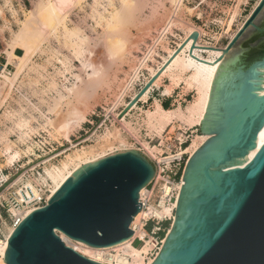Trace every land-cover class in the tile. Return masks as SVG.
Segmentation results:
<instances>
[{
	"label": "water",
	"instance_id": "water-1",
	"mask_svg": "<svg viewBox=\"0 0 264 264\" xmlns=\"http://www.w3.org/2000/svg\"><path fill=\"white\" fill-rule=\"evenodd\" d=\"M190 38L189 55L193 48H205L195 46L197 32ZM216 50L222 54L214 62L223 54L224 59L198 125L210 137L185 163L172 223L150 264H264V143L247 163L232 166L255 149L264 126V0L255 4L224 49ZM155 76L118 118L138 102ZM154 172L150 159L136 149L81 166L46 204L15 226L4 262L103 264L78 253L61 234L93 248L131 238L130 224L141 208L140 189Z\"/></svg>",
	"mask_w": 264,
	"mask_h": 264
},
{
	"label": "rangeland",
	"instance_id": "rangeland-1",
	"mask_svg": "<svg viewBox=\"0 0 264 264\" xmlns=\"http://www.w3.org/2000/svg\"><path fill=\"white\" fill-rule=\"evenodd\" d=\"M36 1L0 0V73H5L8 76L14 73L15 67L13 63L7 61V50L10 47L9 43L12 38V32L17 30L18 21L23 19L24 13L34 8ZM139 1L141 3L138 0H131V4L134 6H131L133 9H129V12H126L127 14L123 12L124 17L121 13L123 19L121 18L117 26L110 30L106 29L102 25L103 23L97 24L98 17L96 16L97 13H100L108 17L109 12L114 8L119 9L120 2L118 0H112L111 5H109L107 0H101L98 4H94V0H82L79 5L70 3L71 5L65 6L64 11L68 12L67 26L69 28H78L87 38L85 48L91 51V55L89 56L88 53H85L83 60L90 59L94 64L101 63L105 68V73L98 82L86 80L87 78H85V73L79 61L72 60V71L75 74L77 73L81 79L83 78V82H78V88L74 93L69 95L65 93L66 97L60 101V106H58L55 112H47L46 104L41 101L42 98L49 100L56 95L55 91L41 94L40 89L43 88L46 82L43 78H39L40 83H38L39 85L34 90L27 85L28 77L27 70H25L16 84L17 86L22 81L21 85L18 88L15 86L10 94H7V89L4 87L2 79H0V174L1 171L6 174L0 175V205H3V207L0 206L1 240L5 239L8 228L12 226V220L6 210L11 208L14 198L13 194L19 195L22 193L20 190L22 186L19 184V181L16 184H13V182L18 180L23 171L33 170L32 172L35 174L29 175V178L25 175L26 179L22 182L23 185L28 182L32 185L36 181L35 178H38L44 183L48 182L50 189L51 183L48 177H46L45 169L59 166L61 162L66 160L67 156L73 155L75 151L78 152L82 148L88 150L90 146L102 141L106 131L113 132L114 129H119L120 138L124 141L126 140V146L139 147L138 144H134L133 140L130 139V135H133L139 139L138 141L142 146L147 147V144L145 145L144 143L147 142L146 137L151 135L148 134L143 126L139 127L138 122L139 117H141L140 109L145 111L150 108L154 98L160 99L164 103L167 99L171 101L177 98L179 94L182 97L179 103L183 107L193 99L195 91L186 90L184 83H181L175 92L171 91V96L164 95L162 91L163 86L169 81L168 76H165L162 78L159 86L154 87L150 91L147 101L140 103L138 108H135L127 115L126 120L131 122V128L134 127V129L128 128L123 122L122 124L125 128L108 121L101 125L105 119V115L117 102L120 94L123 90L128 89L126 85L132 76H134L135 70L139 69L138 76L134 78L131 87L129 86L130 91H127V96L132 95L137 90L138 85L143 82L144 78L149 76L148 67L142 65L139 67V65L149 54L148 52L161 33L164 23L174 9L170 0ZM256 1L182 0V5L176 16L180 21L178 20L172 27V31L165 35L166 38H164V42L162 43L164 47L162 45L156 47L153 54L154 60L148 59L146 63L149 67H156L162 60V56L167 54L166 48H174L182 39V36L185 34L184 29L186 28V24H193L202 28L205 33L203 41L215 43L218 46H225L230 40V36L234 34L250 13ZM136 3L140 4L137 5ZM236 6L237 14L231 27L228 28V21ZM129 13L130 18L128 16ZM117 38H120L122 41L124 40V49L118 54L111 56L109 51L110 48L112 49V44ZM49 43V46L55 50H59L61 54L70 56L69 49L62 41H56L51 38ZM15 53L22 55L23 51L18 48L15 50ZM44 59L45 56L41 55L35 56L33 60L36 63H41ZM55 66H58L56 61ZM53 69L52 66H48V73H52ZM29 74L31 76L37 75L35 72H30ZM72 80L73 78L71 77L70 81ZM179 103H176V105ZM34 106L39 111L33 109ZM29 113H32L36 118L31 122V125L36 130L31 134V138H27L25 143H22L19 140L20 132L14 128V122L18 120L19 116L27 117ZM81 116L82 118L84 116V118L78 121ZM47 118L51 119L52 126L45 124ZM68 121L71 124L69 140L62 133H57L56 128L63 122ZM42 124H45V128H42ZM178 128V123L175 122L174 128L167 127L166 130L170 129L173 138L176 135L179 136L180 129ZM188 132L192 135V139L195 135L201 134L198 126L190 128ZM7 139L15 144L11 150H6L4 146ZM171 144L174 145L175 142L173 141ZM27 146L31 147L29 151H26ZM121 147L119 146V148ZM18 148L23 152L21 156L12 163H7L9 152L12 154ZM106 152H109V150ZM36 172L41 174L40 177L36 175ZM2 176L7 179H3ZM42 177L47 179L46 182L42 180ZM10 184L14 185L13 188L4 190ZM27 186L30 185L27 184ZM19 196L21 197V195ZM66 240L68 245L81 250V246L76 241L71 239ZM134 246L138 247L140 243L136 241L134 242ZM77 252L80 253L79 251ZM86 254L89 253L86 252ZM84 256L88 257L89 255Z\"/></svg>",
	"mask_w": 264,
	"mask_h": 264
},
{
	"label": "bare ground",
	"instance_id": "bare-ground-1",
	"mask_svg": "<svg viewBox=\"0 0 264 264\" xmlns=\"http://www.w3.org/2000/svg\"><path fill=\"white\" fill-rule=\"evenodd\" d=\"M81 1L82 0H37L32 10L24 13L23 19L18 21L17 30L12 32L13 33L12 38L9 43L10 47L7 50V59H8L7 61L13 63L15 67V71L13 74H11V76H8L5 73H0V79H2L3 85L7 89L6 90L7 94H10V92L13 90V88L16 86L17 82L19 81L18 80L19 77H21L22 73L25 70H27L26 71L28 77L27 85L30 88H33L35 90V88H37V85H39L38 83H40L39 78H43L46 82L43 88L40 89L41 94L48 92L52 93V91H55L56 95H54V97L50 98L49 100L43 99L41 97L42 98L41 101H43L42 103L46 104L47 112L53 113L56 111V109H58V106H60V101L63 100L64 97H66L65 93H67L68 95L74 93V91H76L78 88V82H83V78L81 79L80 76L77 75V73L76 74L73 73L72 60L79 61L85 73L86 76L85 78H87L86 80H90L92 82H98L100 78L104 76L105 68L101 63L94 64L90 59L83 60V55L85 53H88L89 56L91 55V51L85 48L86 46L85 43L87 40L86 36L78 28H69L66 24L68 12L64 11L65 6L68 4L79 5ZM100 1L101 0H94V4H98ZM107 1L109 2V5L112 4V0H107ZM118 1L120 2L119 9L114 8L112 11L109 12L108 17H105L100 13H97L96 16L98 17V20L96 21L97 24L103 23L102 25H104L106 29L110 30L117 26L121 18L123 19L124 14L126 12L127 13L129 12V9L131 10V8L134 7L131 4V0H118ZM258 1L259 0H257L256 3ZM138 2L140 1L138 0ZM170 2L174 6L172 14L171 15L169 14L168 19L166 18L167 20L164 23V26L162 27L161 33L153 43L152 48L148 52L149 54L145 57V59H143L142 63L139 65V67L142 65L148 67L149 69V76L144 78L142 82L143 85L148 83L151 77H154L158 72L159 73L155 76L154 80L152 81L150 86L146 89V91L139 97L138 102L147 101L150 91L154 87L159 86L162 78L165 76H168L169 81L167 84L163 86L162 91L164 95H169L172 89L176 86H179L181 83H184V85L186 86L185 87L186 90H194L195 93L193 99L189 101L187 105L184 107L179 103L170 108H162L159 102L160 100L158 101L155 98L153 99L150 108H148L145 111L140 109L141 117H139L140 119L138 122V126L139 127L143 126L148 132V134L151 136H161L167 127L174 128L175 122L178 123V127H179L178 129H180L179 130L180 132L178 133L179 136H181L184 133V131L200 125V121L203 120L205 108L209 99V92L214 74L218 66L224 59V54H223L216 62H214L222 54V50H216V49H224L225 46H218L215 43L213 44L205 40L203 41V36L205 34L204 30L193 24H186L185 25L186 28L184 29L185 34L184 36H182V39L176 44V46L172 49L167 47L166 48L167 54L165 56H162L161 58L162 60L160 59L161 61L160 62L158 61L159 62L158 65L156 67H149V65L146 63L147 60L148 59L154 60L153 54L155 53L156 47L158 45H162V43L164 42V38H166L165 35L172 31L171 30L172 27L179 20V18L177 19L176 16L178 15L177 13L180 10L179 9L180 6L182 5V0H170ZM233 10L234 11L228 21V28L231 27V24L235 19V16L237 14V6ZM121 13L123 14V17H121L122 16ZM128 16L130 18V13ZM193 32L198 33V38L194 42L195 46L205 47V48H216V49L193 48L191 55L196 57L197 59L189 55L190 47L193 43V39L190 38V35H192ZM234 34H232L229 39H231ZM51 38L55 39L56 41H62L63 44L69 49L70 56L61 54L59 50H55L54 48L49 46L50 45L49 40ZM184 41H186L185 45H183ZM123 42L124 40L122 41L120 38L114 40L112 44V49L110 48L109 51L111 56L118 54L124 49ZM162 47H164V45H162ZM18 48H20L23 51L22 55H17L15 53V50ZM41 55L45 56L44 61L41 63L38 62L36 63L33 60L34 57ZM198 59L208 63H213V62L214 63L208 64L205 62H201ZM55 61L58 63V66H55ZM48 66H52L54 68L52 73H48ZM138 70L139 69L135 70L134 76H132V78L126 85L128 89L129 86L131 87L134 78H137ZM30 72H35L37 73V75L31 76L29 74ZM71 77L73 78L72 81H70ZM21 83L22 81H20L16 87L18 88L21 85ZM262 85L264 86V80ZM124 91L125 90H123V92ZM261 93H264V89L261 91ZM136 94L137 92L136 93L133 92L131 97L134 98ZM137 103L129 106L127 115H129V113L135 108H138ZM33 109L36 110L37 108L34 106ZM83 118L82 116L81 118L79 117L78 121L82 120ZM35 119H36L35 116L32 113H29L27 117L19 116L18 120L14 122V126H15L14 128L20 132L19 140L22 143H25V140L29 138L31 134L36 130L31 125V122ZM121 122L125 123L126 126H128V128L134 129V127L131 128V122L127 121L126 118H123ZM45 124L49 126L53 125L50 118L46 119ZM44 125L43 124L41 125L42 128H45ZM123 127L124 125L122 126V128ZM56 128H57V133L59 132L62 133L63 136H65L69 140V130L71 128V124L69 123V121L63 122L62 124L58 125ZM209 137H210L209 134L195 135L188 148L191 155ZM125 142L126 140L124 141L120 138L119 129H114L113 132L106 131V133L102 138V141L97 142L93 146H90L89 149L87 148L88 150L82 148L80 151L78 150V152L75 151L73 155L67 156L66 160L61 162L59 166H52L49 169L48 168L45 169L46 177H48L51 183L48 199L59 189V187L64 183V181L68 177H71V175L81 166L102 159L103 157L114 154L116 152L135 149L133 147L126 146ZM263 143H264V126L258 133L255 149L251 150L244 159H241L233 163L232 166H236V165L241 166L247 163L254 156L257 149ZM144 144L146 145L147 143L145 142ZM14 145L15 144L12 141L7 139L4 146L6 150H11ZM119 146L122 147L119 148ZM30 148H31L30 146H27L26 151H29ZM107 150H109V152H106ZM22 153L23 152L22 150H20V148L14 150L12 154L9 152L7 163H12L19 156H21ZM2 178L7 179L6 177L3 176ZM42 180L46 182L47 179L45 177H42ZM27 184L33 188L30 182H28ZM142 190L143 188L140 189V191ZM33 210L35 209H28L19 212L16 211L15 209H11V212L15 217L20 216L24 218ZM138 219H139V213H137L134 216L133 224H135L138 221ZM14 228L15 226L13 225L9 227L7 233L5 234V239L4 240L0 239V264H6L4 262V254H5V250L7 249L8 238L11 235ZM133 236L134 235H132L131 238H128L122 242H119L112 246H108L106 248L114 249L116 251V256H122V255L130 256L133 259V261L137 262V264H150L153 259L149 260L148 262H142L141 252L145 251L146 247H143L142 250H140L129 244ZM61 238L68 245L66 239L69 238L65 237L62 234H61ZM76 242L81 246L80 248L81 250H79V248L77 247L72 246L73 249L79 251L83 255H89L88 257L91 259H96L94 256V252L99 248H93L82 242H78V241ZM86 252L89 254H86Z\"/></svg>",
	"mask_w": 264,
	"mask_h": 264
},
{
	"label": "built area",
	"instance_id": "built-area-1",
	"mask_svg": "<svg viewBox=\"0 0 264 264\" xmlns=\"http://www.w3.org/2000/svg\"><path fill=\"white\" fill-rule=\"evenodd\" d=\"M142 85L143 83L138 85L135 93L139 91ZM125 91L120 94L117 102L109 109L101 125L108 121L122 127L121 121L127 117V113L122 117L118 118V116L132 99L131 95L127 96V91L129 92L130 89ZM189 130L184 131L181 136L176 135L173 138L170 129L164 131L161 136H147V147L142 146L138 141L139 139L130 135L133 143L139 145L135 149L145 154L155 168L152 179L139 192L138 202L141 203L138 212L139 219L135 224H133V221L130 224L134 236L129 244L134 246V242L138 241L140 246L136 248L142 250L143 247H146L145 251L141 252L142 262H148L155 257L172 223L174 209L183 183L182 172L187 159L191 155L188 148L192 141V135L189 134ZM173 141L175 142L174 145L171 144ZM32 171H23L18 180L13 182V184H16L19 181L22 186L20 189L22 193L19 194L21 197L13 194L11 208L6 210L13 226H16L23 217H15L11 213L12 208L19 212L37 209L46 204L48 200V194L50 193L48 182L43 183L35 178L36 181L32 184L33 188L27 186V184H22L26 179L25 175L28 178L29 175H35ZM0 175L6 174L1 171ZM36 175L40 177L41 174L36 172ZM13 186L10 184L4 190L12 189ZM0 206L3 207L2 204ZM94 256L96 259L93 260L103 264H137L128 255L116 256V251L111 248H99L94 252Z\"/></svg>",
	"mask_w": 264,
	"mask_h": 264
},
{
	"label": "crops",
	"instance_id": "crops-1",
	"mask_svg": "<svg viewBox=\"0 0 264 264\" xmlns=\"http://www.w3.org/2000/svg\"><path fill=\"white\" fill-rule=\"evenodd\" d=\"M177 87L178 86H176V87H174L173 89H172V92H175V90L177 89ZM174 90V91H173ZM150 94V93H149ZM171 94V93H170ZM166 95V96H171V95ZM178 97L177 98H175V99H173V100H171V101H169L168 99L163 103L160 99H157L159 102H160V104H161V106H162V108H164V106L163 105H166L167 106V108H170V107H173V106H175L176 105V103H179V101L182 99V97L178 94L177 95ZM148 98H149V95H148ZM147 98V99H148ZM155 99V98H154ZM143 101H139L137 104L139 105L140 103H142Z\"/></svg>",
	"mask_w": 264,
	"mask_h": 264
},
{
	"label": "trees",
	"instance_id": "trees-1",
	"mask_svg": "<svg viewBox=\"0 0 264 264\" xmlns=\"http://www.w3.org/2000/svg\"><path fill=\"white\" fill-rule=\"evenodd\" d=\"M164 106V108H167V106L166 105H163Z\"/></svg>",
	"mask_w": 264,
	"mask_h": 264
}]
</instances>
